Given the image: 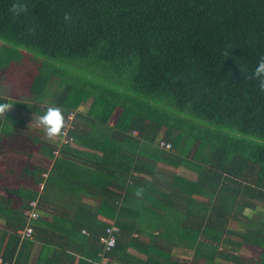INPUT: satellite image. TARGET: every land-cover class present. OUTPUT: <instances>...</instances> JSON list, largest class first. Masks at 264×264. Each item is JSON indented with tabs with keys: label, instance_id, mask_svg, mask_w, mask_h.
I'll return each instance as SVG.
<instances>
[{
	"label": "trees",
	"instance_id": "1",
	"mask_svg": "<svg viewBox=\"0 0 264 264\" xmlns=\"http://www.w3.org/2000/svg\"><path fill=\"white\" fill-rule=\"evenodd\" d=\"M16 3L25 9L19 15L10 10ZM225 50L230 51L227 58ZM25 56L37 62L29 97H0V103L10 102L25 114L0 116V140L22 132L27 116L42 115L51 104L64 110L74 143L38 145L53 160L48 172L23 167L36 183L45 179L43 191L12 190L24 195L18 207L0 195V220L11 230L2 259L15 262L40 231L51 237H43L48 252L44 256L43 251L39 264H52L64 246L65 257L78 254L80 264H96L100 253L129 264L131 259L166 264L164 252L152 255L160 253L157 237L146 244L144 261L126 251L147 229L171 232L155 213L149 215L151 223H141L147 221L141 213L148 211L140 204H151L155 211L159 203L168 213L171 207H164V200L183 195L173 194L169 188L174 186L184 192L193 186L190 195L210 200V212L190 198L188 207L180 206L181 216L191 212L197 217L195 229L188 228L197 251L204 246L199 237L222 238L225 224L213 219L222 209L229 213L240 192L264 206V93L240 70L246 66L251 73L264 56V0H0V69ZM28 135L40 143L34 131ZM188 158L196 179L157 173L158 162L181 168ZM139 188L144 189L141 196L136 195ZM59 189L80 200L72 211L54 207L69 221L60 227L59 216L47 222L40 214L31 221L32 235L21 238L18 230L27 223L29 201L53 205L51 195ZM98 214L119 229L107 252L98 236L111 224ZM244 238L262 247L249 264H264V236L253 239L247 232ZM58 242L62 250H52Z\"/></svg>",
	"mask_w": 264,
	"mask_h": 264
},
{
	"label": "crops",
	"instance_id": "2",
	"mask_svg": "<svg viewBox=\"0 0 264 264\" xmlns=\"http://www.w3.org/2000/svg\"><path fill=\"white\" fill-rule=\"evenodd\" d=\"M17 110L18 109H15L12 111L9 110L8 112L12 113V112H16ZM21 113L25 114V111L22 109ZM114 120L110 121L111 125L114 122ZM79 128L83 129L82 127H79ZM21 129L22 130L25 129L27 131H32V132L34 131L38 135L37 139L40 141V143L33 142L32 140L33 139L35 140V138L32 139L29 137L31 140L30 143H32L33 145H37L36 148H37L38 153L34 152L32 154L30 164H24L20 166L21 171H23L24 166L32 165L34 167L37 166L39 168L44 169V173L45 171L48 172L52 166L53 160L47 157L41 151H39L40 147L38 145H40L41 143H44L46 146L50 148H52L51 146H58L59 143L62 141L61 137L58 138V143L50 142L45 136L42 128L37 125L35 119L29 118V116H27V121L24 122V125L21 127ZM3 159H4V155L0 154V162H2ZM193 166L194 165L192 164L190 159L187 165H183L181 168H178L176 166H169L167 164L158 162L157 163V173L166 174L168 176L171 174L173 175L182 174L186 177L196 179L198 172L194 171ZM3 176L4 174L2 175V177ZM26 176L30 179L31 184L29 187H26V188L24 187L25 189L35 190L39 192L43 191V187L41 188V185L43 182H45L44 178L42 180L43 182L40 181L39 183H36L34 179V175L30 174ZM163 182L164 181H160V183H162V186L164 187V185L166 184L163 185ZM0 188H3V187H0ZM24 188L19 187V189H24ZM192 188L190 189V186H187L186 192H184L182 188H180V186L178 187L174 186L173 189L169 188L171 189V192H173V194L182 193L183 195L182 197L177 196V197H171L170 200H167V199L164 200V205H165L164 207H168V206L171 207L168 213L165 212L163 209L161 210L160 205L161 206L163 205L159 203L158 204L156 203L157 206H156L155 211L153 210V207L151 206V204H147V203L140 204V208H143L148 211V212L141 213V216L143 213H146L145 216L147 217V221L143 220L141 223H145V224L151 223L150 218L152 216H149V215L151 213H155L153 215L154 217H159L158 218L159 222H164V224L171 225V228H170L171 232L169 234L164 235L161 232L159 233V231H152L150 229H147L146 233L137 235L136 237L137 239L132 241L133 245H129L126 252L133 258H137V259L144 261L147 259V255L145 254V251H144L146 244L150 242L149 240L152 237H157L155 241L157 243V247L160 250V253L155 252V254H152V255L161 256L162 255L161 253L164 252L165 255L169 256L168 262L166 264H239V263L249 264L257 260L261 254L262 247L253 242H249L246 238H244V234H247L248 232L249 235H251L253 239L263 238L264 236V206L261 204L255 205V203H252L250 201L251 199L249 197L243 196L242 193L240 192L237 195L238 201H236L233 208H230V212L227 213L226 212L227 209H222L220 211L222 212V215H220L218 218L213 219L219 225H221V223L225 224V226L222 227V230L224 231L221 236L222 238L219 237L218 240L212 241L211 237H216L215 235L213 236L208 235L209 237L208 236L199 237V239L197 240H202L204 242V246H202L201 250L197 251L194 245L193 244L191 245L192 239L194 237L193 235H191L190 230L188 229L191 227L192 229L193 228L195 229L197 225V217L196 215H193L191 212H187L184 216H181V214L179 213L180 206H183V208L185 206L188 207V205H186L187 203H189V200H187V198H190L193 203L195 202L202 203L203 206L208 207V210H207L208 212H210L211 205H210V200L205 195H200L197 193H193L190 195L189 192L192 190ZM59 190L60 191L58 195L55 192H53V194L51 195L52 201L56 200V202L53 203V205H50V203L48 204L47 202H44V204L42 203V205L38 204V210L41 214L42 219L47 222L51 221L53 217L59 216L60 223L57 222L58 224L56 225L61 227L62 225H64L63 223H65V221H69V220H67L64 217H61V215L56 211L57 209L54 207L56 206L58 208H64L67 211L69 210L72 211L74 210L75 205L80 200L76 198L75 196L68 195L69 196L68 197L65 194L61 193V189ZM114 190L117 192L116 189ZM168 191L170 190H167L166 192ZM202 191L208 192L209 185L205 186L202 189ZM9 194H12V195H9ZM0 195L4 196L5 198L15 196L13 193H10L9 191L6 192V190L4 191L3 189H0ZM184 196H186V198L182 200ZM160 198L161 200L163 199L162 196L158 197L159 200ZM15 199L17 198H14L13 200ZM83 200L87 204L95 205L92 199L83 198ZM15 202L13 201L12 205L18 207L19 204L16 205ZM136 209H139V208H136ZM190 210H195V209L191 208ZM132 213L134 214L136 212L133 211ZM97 218L109 224L113 223L112 219H109L103 215L98 214ZM231 223H233L235 226L234 227L230 226ZM143 230H144V227H143ZM181 230L183 231V234L180 232ZM186 230L188 232H185ZM10 231L11 230L5 226L4 222L0 220V258H2L4 247L7 241V233H9ZM181 235H184V237H182ZM36 236H38L39 238L37 239ZM48 236L49 235L46 232L36 231L34 237H32L33 238L32 242H34L32 243V246L28 247L27 251L24 252V254L20 258L16 259L15 257L14 259L16 261L14 263L15 264H39L43 251H44V256H46L48 252L46 249V246H48L49 244L45 242V245H43V242H44L43 237L47 238ZM51 248L52 250H56L57 248L58 250L59 248L62 250L59 242L57 245L53 244ZM65 251H66V247L64 246L62 255H60L57 260L54 259L55 263L53 262L52 264H80V261L78 259L79 258L78 254L77 255L75 254V257H73L70 260L65 257L64 255ZM230 256H236L237 259L233 260L231 259ZM94 262L96 264H129L115 257H110L107 254L101 255V253L99 257L97 258L94 257ZM130 264H136V263L133 262V260L131 259Z\"/></svg>",
	"mask_w": 264,
	"mask_h": 264
},
{
	"label": "rangeland",
	"instance_id": "3",
	"mask_svg": "<svg viewBox=\"0 0 264 264\" xmlns=\"http://www.w3.org/2000/svg\"><path fill=\"white\" fill-rule=\"evenodd\" d=\"M36 65L37 62L35 60L28 59L25 56L18 63L11 64L6 69H0V97L12 99L29 97L27 87ZM21 101L23 104L26 102V100ZM15 109H18L16 112H21V109L17 106H13L10 110ZM116 114L113 115L110 121L115 119ZM28 132L24 129L20 133L16 132V134L11 136H3L0 140V154L4 155L3 161L0 162V178H2L0 179V187H3L0 189L13 193L15 196L6 197L9 199L17 198L14 200L16 205L21 203L24 195L22 192L18 193L12 190L19 189V187L26 188L31 184L30 179L21 171L20 166L30 164L32 154L34 152L38 153L37 145L30 143ZM73 143L69 144L73 145ZM3 174L4 176L2 177ZM34 201L37 202L36 209L38 210V201L36 199L30 200L29 204ZM26 211H29V209H25L24 213ZM230 226L234 227L235 225L231 223Z\"/></svg>",
	"mask_w": 264,
	"mask_h": 264
},
{
	"label": "clouds",
	"instance_id": "4",
	"mask_svg": "<svg viewBox=\"0 0 264 264\" xmlns=\"http://www.w3.org/2000/svg\"><path fill=\"white\" fill-rule=\"evenodd\" d=\"M16 15H19L20 12L24 11V7L18 3L13 4L10 9ZM70 19V13L65 14V20ZM223 56L227 58L230 55L229 50H225ZM240 67V66H239ZM242 74L246 76L249 80H256L259 90L264 93V56H261L259 61L256 63L254 69L251 73L248 72L247 67H240ZM13 107V104L10 102L0 103V116L6 115V113ZM78 111L85 112L86 109L80 107ZM63 109L55 105H47L46 110L42 115H37L32 117L35 119L38 126H40L47 137V139L52 143H58V138L63 134V130L66 127L65 116L63 114ZM144 192L143 188H139L136 191L137 196H141Z\"/></svg>",
	"mask_w": 264,
	"mask_h": 264
},
{
	"label": "built area",
	"instance_id": "5",
	"mask_svg": "<svg viewBox=\"0 0 264 264\" xmlns=\"http://www.w3.org/2000/svg\"><path fill=\"white\" fill-rule=\"evenodd\" d=\"M73 113L69 112L67 114V119L71 121L73 118ZM71 127L70 122H66V127L63 130V134L61 136V140L64 143H71L73 141V137L69 134V128ZM160 146H166L169 147L168 144H165L164 141L159 142ZM46 175V174H44ZM43 187V184L41 185V188ZM37 202L34 201L31 204H29L30 208L29 211L25 212V215L27 216V223L25 227L21 230L18 231V234L20 235L21 238L24 237H30L33 233V227L31 225L32 220H36L39 218L40 214L39 211L36 209ZM119 229L115 224H111L105 229V232L98 236V243L102 245V248L104 251H109L111 250L116 243V234L118 233ZM83 233H86L85 230H82ZM0 264H15L12 261L4 260L0 258Z\"/></svg>",
	"mask_w": 264,
	"mask_h": 264
}]
</instances>
